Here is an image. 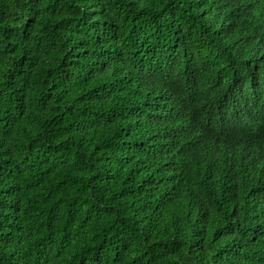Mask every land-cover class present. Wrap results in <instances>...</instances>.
<instances>
[{"label":"trees","instance_id":"1","mask_svg":"<svg viewBox=\"0 0 264 264\" xmlns=\"http://www.w3.org/2000/svg\"><path fill=\"white\" fill-rule=\"evenodd\" d=\"M0 264H264V0H0Z\"/></svg>","mask_w":264,"mask_h":264}]
</instances>
